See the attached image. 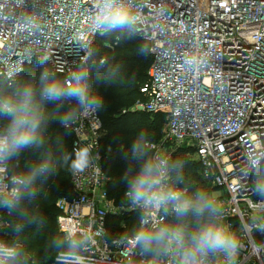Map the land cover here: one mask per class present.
Here are the masks:
<instances>
[{"label": "built area", "instance_id": "1", "mask_svg": "<svg viewBox=\"0 0 264 264\" xmlns=\"http://www.w3.org/2000/svg\"><path fill=\"white\" fill-rule=\"evenodd\" d=\"M143 17L137 35L150 43L153 63L143 95L131 112L163 113L166 129L150 151L186 157L199 166L211 196L223 206L236 232V264H264V229L252 224L246 150L264 151V0H135ZM163 15H159L160 10ZM95 0H0V78L19 77L28 65L50 57L54 67H73L93 46ZM121 38L105 40L115 48ZM72 151L86 147L92 164L71 175L72 196L57 201L63 234L88 235L91 264H143L128 246L110 236V220L131 217L128 203L110 197L103 169L99 111L82 116L71 129ZM11 172V170L9 169ZM169 219H172L169 217ZM9 222L0 210V239ZM57 264V259H55Z\"/></svg>", "mask_w": 264, "mask_h": 264}, {"label": "clouds", "instance_id": "2", "mask_svg": "<svg viewBox=\"0 0 264 264\" xmlns=\"http://www.w3.org/2000/svg\"><path fill=\"white\" fill-rule=\"evenodd\" d=\"M163 14L161 9L159 15ZM142 20L135 0H95L92 29L100 35L116 32L121 39H133L141 32ZM78 48L84 54L73 67H54L45 56L36 61L41 68L38 76L20 79L12 73L7 81H0V210L17 217V234L25 223H43L25 201L40 195L42 178L57 174L58 162L73 175L92 164L88 148L61 151L63 141L58 140L54 151L45 138L51 122L70 131L82 116L103 108V97L92 86L93 75L108 84L117 76L118 67L110 66L107 58L96 59L97 48L87 43H79ZM66 101H75V106L63 112L47 107ZM52 112L55 121L49 118ZM34 149H42L40 157L16 171L22 153ZM126 155L140 163L138 170L129 167L125 173L124 199L139 210L131 233L118 241L126 242L129 255L143 257V264H236L240 240L225 222L223 206L208 191L185 180L183 159L150 151L143 132L134 137ZM245 156V174L256 198L249 202L252 224L244 227L264 229V151L248 149ZM92 243L86 234H62L51 237L48 247L57 253V264H91L85 253ZM25 256L18 239H0V264H26Z\"/></svg>", "mask_w": 264, "mask_h": 264}, {"label": "trees", "instance_id": "3", "mask_svg": "<svg viewBox=\"0 0 264 264\" xmlns=\"http://www.w3.org/2000/svg\"><path fill=\"white\" fill-rule=\"evenodd\" d=\"M116 32L109 33L105 37H98L93 46L99 50L96 57L107 58L110 66L117 68L118 73L109 84L96 75H93L92 86L94 90L103 97L104 105L99 110L103 121L104 135L101 139V153L103 169L109 177V194L117 204H125L124 193L127 190L125 179L126 170L131 167L136 171L140 167L139 162H133L126 155L134 137L143 132L148 142L159 140L166 125V117L163 113L124 112V109L132 107L140 98L141 86L147 81L148 70L153 63L150 52V43L138 35L133 39H121L118 46L109 48L105 40L113 39ZM141 47L146 48V53H141ZM41 68L36 65H28L20 79H29L34 74L39 75ZM0 81H6L0 78ZM75 106V101H66L62 105L49 103V109H59L61 112ZM52 121L56 119V113H49ZM47 146L57 149V141L62 140L61 151L72 153L73 133L65 130L56 122H51L45 132ZM42 149H34L22 153L16 171L25 168L26 164L34 162L41 155ZM60 155V151H56ZM177 157L185 161L184 178L193 188H203L211 194V189L205 184L199 172V166L191 162L184 151H179ZM15 163V162H14ZM58 171L55 175L42 178L40 195L25 204L34 214L42 217L41 225L36 223H25L22 231L17 234L15 224L17 217L9 215V226L3 239H18L26 250V264H55L57 253L48 247V243L54 235H62L58 228L59 209L56 210L54 202L56 197L62 193L64 196H72L73 188L71 183L72 173L68 167L58 162ZM12 171L13 168L10 167ZM54 186V188H51ZM51 188V189H50ZM138 214L131 217H124L126 226H122L123 218L114 217L110 220V236L128 235L136 224Z\"/></svg>", "mask_w": 264, "mask_h": 264}, {"label": "rangeland", "instance_id": "4", "mask_svg": "<svg viewBox=\"0 0 264 264\" xmlns=\"http://www.w3.org/2000/svg\"><path fill=\"white\" fill-rule=\"evenodd\" d=\"M130 109H131V107L130 108H128V109H124V112H130ZM166 126L167 125H165V128H164V131H165V129H166ZM51 188H54V186H52ZM50 188V189H51ZM62 196H64L62 193H60L57 197H56V199H55V202H54V207H55V209L56 210H58L57 208V201H58V199L59 198H61ZM126 201V200H125ZM125 204L127 203V202H124ZM121 205H124V204H121ZM3 218L6 220V221H8L9 222V220H8V218H9V215L7 214V213H5L4 211H3ZM57 224H58V222H57ZM58 228H59V224H58ZM57 256V255H56Z\"/></svg>", "mask_w": 264, "mask_h": 264}]
</instances>
